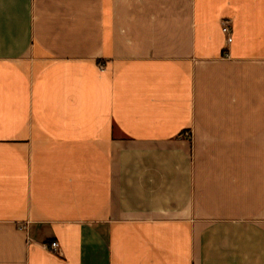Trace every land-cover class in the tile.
Listing matches in <instances>:
<instances>
[{
    "label": "crops",
    "instance_id": "obj_1",
    "mask_svg": "<svg viewBox=\"0 0 264 264\" xmlns=\"http://www.w3.org/2000/svg\"><path fill=\"white\" fill-rule=\"evenodd\" d=\"M0 264H264V0H0Z\"/></svg>",
    "mask_w": 264,
    "mask_h": 264
},
{
    "label": "built area",
    "instance_id": "obj_2",
    "mask_svg": "<svg viewBox=\"0 0 264 264\" xmlns=\"http://www.w3.org/2000/svg\"><path fill=\"white\" fill-rule=\"evenodd\" d=\"M222 30H223L224 34L226 35L227 42H231L232 41V29H231V26H230L228 21H224L223 26H222ZM186 135L190 136V132L187 131ZM59 247H60V245H59V242L57 240H53L50 243V248L54 251H58Z\"/></svg>",
    "mask_w": 264,
    "mask_h": 264
}]
</instances>
